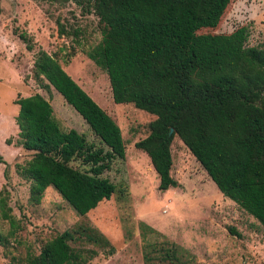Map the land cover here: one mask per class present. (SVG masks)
<instances>
[{
  "label": "trees",
  "instance_id": "16d2710c",
  "mask_svg": "<svg viewBox=\"0 0 264 264\" xmlns=\"http://www.w3.org/2000/svg\"><path fill=\"white\" fill-rule=\"evenodd\" d=\"M50 1L71 2L81 13L96 17L99 39L86 56L105 73L111 101L130 103L153 116L146 135L133 146L147 156L157 176L156 189L177 186L169 174V147L176 136L217 191L264 232V38L247 45L244 25L228 33L199 32L216 27L229 0ZM56 29L58 35H67L62 24L57 23ZM18 35L31 49L28 38ZM32 76L46 81L41 88L50 85L61 96L100 146L94 147L73 129H61L40 94L16 97L13 144L30 155L14 164L15 173L28 181L29 203L37 204L43 190L51 187L76 215H83L99 201L123 192V185L102 176L113 160L124 157L119 128L51 54L36 51ZM2 176L5 179L4 170ZM7 197L3 184L0 247L4 255L9 254V238L16 227ZM138 226L146 227L141 222ZM79 238L105 255L113 252L94 228L78 224L55 233L36 253L26 247L22 255L9 259L12 264H84L95 251L70 246ZM164 243L159 260L185 264L178 258L183 250ZM143 259L150 258L144 253Z\"/></svg>",
  "mask_w": 264,
  "mask_h": 264
},
{
  "label": "rangeland",
  "instance_id": "374dc122",
  "mask_svg": "<svg viewBox=\"0 0 264 264\" xmlns=\"http://www.w3.org/2000/svg\"><path fill=\"white\" fill-rule=\"evenodd\" d=\"M57 23L65 27L66 36L57 34ZM240 25L247 28V45L264 38V0H229L216 27L199 32L228 33ZM19 33L28 38L31 49L24 47ZM98 39L96 17L81 13L71 2L0 0V186L5 184L8 190L7 204L16 220L13 237L9 238V254L4 255L0 247V264H12L9 257L22 255L26 247L36 253L55 233L78 224L94 228L113 248L105 255L101 248L82 238L69 242L74 248L95 251L84 264H165L166 259L159 260L160 249L166 246L164 240L183 250L178 258L185 264H264V232L259 224L217 191L176 136L169 147V174L177 186L156 189L157 176L147 156L133 146L146 135L153 116L130 103L111 101L105 73L86 56ZM37 50L56 59L116 123L123 141V159L113 160L102 173L116 186L123 185V192L99 201L83 215H76L51 187L43 190L37 204L29 203L28 181L14 170L15 163H22L30 155L13 144L17 132L16 97L40 94L61 129H73L94 147L100 146L61 96L50 85L41 88L46 81L32 76ZM139 222L146 227H139ZM147 227L154 231L149 232ZM2 228L5 230L6 224ZM144 253L150 258L147 262Z\"/></svg>",
  "mask_w": 264,
  "mask_h": 264
},
{
  "label": "water",
  "instance_id": "95a60500",
  "mask_svg": "<svg viewBox=\"0 0 264 264\" xmlns=\"http://www.w3.org/2000/svg\"><path fill=\"white\" fill-rule=\"evenodd\" d=\"M171 132V128H169V130H168V133H170Z\"/></svg>",
  "mask_w": 264,
  "mask_h": 264
},
{
  "label": "crops",
  "instance_id": "0c3cea01",
  "mask_svg": "<svg viewBox=\"0 0 264 264\" xmlns=\"http://www.w3.org/2000/svg\"><path fill=\"white\" fill-rule=\"evenodd\" d=\"M19 149H22V148L19 147Z\"/></svg>",
  "mask_w": 264,
  "mask_h": 264
}]
</instances>
